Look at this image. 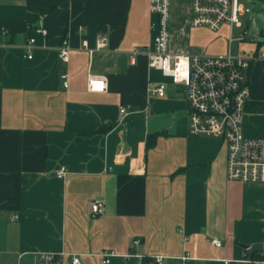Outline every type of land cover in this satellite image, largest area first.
<instances>
[{
	"label": "crops",
	"instance_id": "0c3cea01",
	"mask_svg": "<svg viewBox=\"0 0 264 264\" xmlns=\"http://www.w3.org/2000/svg\"><path fill=\"white\" fill-rule=\"evenodd\" d=\"M190 4L172 0L170 49L227 54L230 26L193 27ZM153 18L150 0H0V264H35L42 252L76 254L82 264H145L158 255L177 264H264V183L229 181L226 144L189 133L185 88L151 69L146 55L131 62L134 49L152 46ZM3 23L25 27L3 35ZM103 35L107 48L90 57L82 40L95 47ZM64 40L68 63L58 52ZM90 73L107 76L106 92L87 90ZM247 78L244 134L264 139V61ZM161 83L166 96L151 94ZM11 176L19 178L17 204L9 202ZM97 198L104 210L95 215ZM242 244L263 249L249 255ZM104 251L115 253L108 263Z\"/></svg>",
	"mask_w": 264,
	"mask_h": 264
},
{
	"label": "built area",
	"instance_id": "2783aa9c",
	"mask_svg": "<svg viewBox=\"0 0 264 264\" xmlns=\"http://www.w3.org/2000/svg\"><path fill=\"white\" fill-rule=\"evenodd\" d=\"M242 0H191L190 23L193 27H206L218 31L223 25L230 26L229 52L225 55H210L199 52L183 53L181 50H171V5L172 0H150V11L154 14L151 23L153 44L151 47L136 48L130 53L131 62L136 64L137 57L146 55L151 69L160 71L174 85L185 88L189 107V133L192 136H206L220 139L226 144L227 165L226 176L229 181L243 183H264V139L248 138L244 134L245 108L251 98V86L247 71L258 61H264V43L247 39V30L241 35L234 34L235 28L242 26V17L251 13ZM3 35H8V29H2ZM37 34L46 37L47 29L39 28ZM89 41L82 40V47L93 57L107 48V37L100 36L95 47H90ZM253 42L254 50L237 51L236 43ZM36 38L31 37L26 44L28 57L34 55ZM62 62L70 60L71 47L64 40L58 48ZM63 87L68 88L67 73L61 74ZM108 88V78L105 75L90 73L87 79V90L91 93H104ZM150 93L165 97L168 85L161 83L150 88ZM121 114L126 108L120 109ZM69 171L61 167L56 176L64 179ZM104 202L94 199L91 212L102 213ZM134 244H139L138 240ZM212 244L221 247L220 240H212ZM115 255L112 251L101 253L103 263H108ZM68 256L72 264H82L79 255L56 254L42 252L36 255L35 264H53ZM189 255L181 257L186 262ZM251 262V261H249ZM145 264H177L166 256H153L145 260ZM225 264H233L227 260Z\"/></svg>",
	"mask_w": 264,
	"mask_h": 264
},
{
	"label": "rangeland",
	"instance_id": "374dc122",
	"mask_svg": "<svg viewBox=\"0 0 264 264\" xmlns=\"http://www.w3.org/2000/svg\"><path fill=\"white\" fill-rule=\"evenodd\" d=\"M245 6L251 9V13L247 14V16L242 17V26L240 28H235L234 34L236 36L241 35L244 30L248 28V25L250 23V19L252 16H258L260 19V33L253 39L254 42H261L264 43V0H242L241 1ZM227 32H225L226 34ZM226 39L225 41H228L227 35L224 36ZM237 44V43H236ZM245 44V45H243ZM226 46L228 45L225 44ZM264 45V44H263ZM247 48V49H253L254 48V43L253 42H243L237 44L235 47L238 48ZM230 47V46H229ZM259 127L261 129H264V119L260 122Z\"/></svg>",
	"mask_w": 264,
	"mask_h": 264
},
{
	"label": "trees",
	"instance_id": "16d2710c",
	"mask_svg": "<svg viewBox=\"0 0 264 264\" xmlns=\"http://www.w3.org/2000/svg\"><path fill=\"white\" fill-rule=\"evenodd\" d=\"M23 27H25V25L22 23H15V24L14 23H3L1 25V30L2 29H8L9 34H15L19 31H21L23 29ZM111 128L112 127H106V128L101 129V131L107 132ZM156 140H157V134H153V135H150V137H148L147 147L149 150L151 147H153L155 145ZM16 179H19V178H16V176H11L10 184H9V202L17 204L19 202V198H20V183H19V181H16ZM254 260H256V259H254Z\"/></svg>",
	"mask_w": 264,
	"mask_h": 264
},
{
	"label": "water",
	"instance_id": "95a60500",
	"mask_svg": "<svg viewBox=\"0 0 264 264\" xmlns=\"http://www.w3.org/2000/svg\"><path fill=\"white\" fill-rule=\"evenodd\" d=\"M260 33V19L258 16H252L250 19V23L247 29V39L253 40ZM244 249H246L251 255L252 253L263 249V244H253L251 246L241 245Z\"/></svg>",
	"mask_w": 264,
	"mask_h": 264
}]
</instances>
